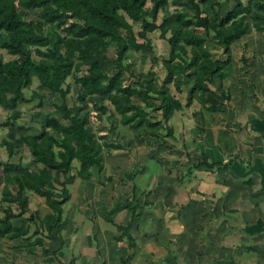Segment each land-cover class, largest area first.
Returning a JSON list of instances; mask_svg holds the SVG:
<instances>
[{"label": "trees", "instance_id": "1", "mask_svg": "<svg viewBox=\"0 0 264 264\" xmlns=\"http://www.w3.org/2000/svg\"><path fill=\"white\" fill-rule=\"evenodd\" d=\"M230 1L223 13L221 0H0V110L6 111L0 129L7 132L0 139V149L8 157L0 164V239L22 238L33 225L34 234L43 237L32 244L42 246L43 239L60 228L63 207L70 199L69 186L75 179L90 181L93 168L101 173L103 151L119 149L89 127L92 111L97 120H109L105 102L121 126L143 128L141 138L159 145L162 138L172 137L170 119L188 108L195 94L205 101L211 83L224 76L231 45L251 30L264 32V0ZM206 5L209 13L204 10ZM28 11H36L37 18L28 19ZM137 23L141 30L135 33ZM154 31L168 46V57L161 61L164 78L159 81L146 73V77L139 74L125 83L123 74L130 67L125 55L149 51L147 34ZM212 45L221 51V57ZM110 48L112 59L106 54ZM81 72L84 75L78 76ZM68 78L80 88L73 107L86 108L75 119L70 118L73 108L64 102L70 91ZM34 83L37 89L31 88ZM170 87L177 95L186 94L184 103ZM39 90L63 100L54 106L56 116L40 121L38 135L11 137L20 124L21 105L33 100L42 105ZM20 149L29 152L33 167L21 159L17 165L10 163ZM201 165L212 167L203 158L194 168ZM32 195L44 199L49 213L38 217L31 210ZM14 219H20L19 226H13ZM131 224H113L120 233L119 241L127 240L128 251L135 247L128 234Z\"/></svg>", "mask_w": 264, "mask_h": 264}, {"label": "crops", "instance_id": "2", "mask_svg": "<svg viewBox=\"0 0 264 264\" xmlns=\"http://www.w3.org/2000/svg\"><path fill=\"white\" fill-rule=\"evenodd\" d=\"M241 58L245 71L239 70ZM235 76L239 79L232 86ZM209 88L204 102L195 94L188 108L174 113L172 137L162 138V144L148 138L128 141L152 158L143 168L137 165L139 177L126 173L121 190L106 187L105 180L94 183L96 168L90 181L75 179L60 228L42 246L32 244L43 237L34 234L33 225L22 238L0 239V264H264V32L251 30L231 45L222 80ZM19 123L11 137L39 134L18 132L31 127L30 121ZM19 151L10 163L17 165L26 151L29 162L21 161L33 167L29 152ZM203 158L212 167L194 168ZM7 160L0 149V164ZM120 163L127 171L132 166L129 159ZM118 181L111 178L109 184ZM76 192L81 206L70 209ZM109 215L114 225L132 221L133 249L128 251L125 238L119 241ZM12 223L19 226L20 219Z\"/></svg>", "mask_w": 264, "mask_h": 264}, {"label": "rangeland", "instance_id": "3", "mask_svg": "<svg viewBox=\"0 0 264 264\" xmlns=\"http://www.w3.org/2000/svg\"><path fill=\"white\" fill-rule=\"evenodd\" d=\"M242 1H245V0H242ZM230 3H231L230 0H221V10L223 13H225L230 8V6H231ZM147 5L148 6L150 5L149 2H147ZM167 9L169 12L173 11L172 7H167ZM204 10L207 13H209L210 6H208V5L204 6ZM185 12H187L189 14L192 13V11H190V9H186ZM27 15H28V19H36L37 18V12L36 11H28ZM156 23H157V21H156ZM133 29H134L135 33H138L141 30L140 23L133 25ZM147 36L151 40L149 51H142V52H138V53L130 52L129 54L125 55L126 61L130 64L128 73L123 74V80L125 81V83H128L129 81H131L132 76H136L139 74L146 77V73H151L159 81H162V79L165 76V70H164V68H162L161 61L168 57L167 56L168 55V46L164 40L159 39L158 32L154 31L152 33H148ZM138 41L142 42L141 39H139ZM211 49L213 51H215L217 56H220V57L222 56L221 51L219 49L217 51V49L214 48L213 45L211 46ZM236 51L240 52L238 49L234 50V53H236L235 57H237ZM106 54L108 56V59L114 58V51L112 48L108 49L106 51ZM1 55H3L5 58H8V56L4 53H2ZM237 62L239 63V70H241V71L244 70V63H242V62L240 63L239 59ZM108 65H110L109 62H108ZM81 75H84V72L78 73V76H81ZM238 75H239V77H242V79L245 76L243 74V72H238ZM239 77L235 76L234 79L231 80L232 86L234 85L235 80H238ZM245 77H246V79H248L247 75ZM66 86H69L70 91L67 94V96L65 97L64 102L68 107L73 108L71 115H70V118L75 119L77 116L84 113L86 111V108H82L81 106H74L73 107V104H75L74 102L76 101V98H77V95L80 91V88L78 85L73 83L72 78H68L66 80ZM31 88L37 89V85L34 83ZM170 89L176 98H178L180 100H185L186 94H185V96L181 95V97H180L179 95H177L174 92L172 87H170ZM29 93L30 92L26 91L27 95H29ZM40 94H41V99H42V105L40 107L37 106L36 100H33L27 104L21 105L20 110L22 111L23 116L20 118V121L23 123L30 121L29 124L31 127L27 128L26 126L23 125L24 128L26 127L29 130L27 131L26 128H25L26 130L24 128H20V129L16 128L18 132H20V133H28L29 132L32 134H36L37 132H39V123L43 118H45L46 116H56V114L54 112V106L60 105L63 102V100L59 96H55V97L49 96L46 93V91H44V90H41ZM226 101H228L227 98H226ZM104 105H106L107 109H109L108 113L106 115V116H108L109 120L104 119V118L102 119V121L97 120L95 112L92 111L89 118H88L89 127H90L91 131L97 137H99V136L104 137V141L106 143L112 144L114 146H118L119 149L115 150V149L108 148V149H105L103 151V157L108 158V160H106V161H108L107 162L108 165L104 166V171H102L101 173L98 172L97 174H95L94 183L97 184L98 180L99 181L105 180L106 184H104V185L106 187H109L110 185H112V190H114V188L116 189V187H118V189L121 190L122 187L127 186V184L124 181H122L124 179L123 176L130 174V176L132 177V175L134 173H136L137 177H139V175H138V173L140 172L139 169H141V167L143 168L145 159L146 158L152 159V158L150 155H148V153H146V151L140 150L138 146L132 147L130 142H128L129 140H131V141L142 140L141 139V132H142L143 128L142 129L140 128L137 130H132V129H129L127 126H121L118 123V117L113 114L111 107L108 105V103L105 102ZM111 112H112V114H110ZM155 117H156V115H155ZM4 120H5V111L0 110V124H2L4 122ZM216 123H217V121H215V124ZM6 133H7L6 131L0 129V139L3 136H5ZM114 143H117V144H114ZM146 149L148 151H150L152 149V146H146ZM111 150H113V151H111ZM25 152L26 151H24V153H22L20 158L24 163H28L29 159H28V156ZM107 153L110 155L109 157H107V155H106ZM126 159H129L130 163L132 164L131 168L128 171H127L126 166L124 168H122L121 163H120L121 160L125 161ZM14 160L17 161V158L15 157ZM167 162H169V160H167ZM138 164H141L140 168H138V166H137ZM122 169L124 171H122ZM177 172H178V174H180L179 171H177ZM108 178L110 180H108ZM111 178H119L121 181H118L116 184H115V182H112L111 184H109V182H111ZM146 180L149 182L151 180H154V178L148 177ZM144 181H145V179H144ZM154 181H153V183H154ZM132 185H133V187L135 186L134 183ZM132 185L130 183L129 187L131 188ZM153 188L154 189L156 188L155 183L152 185L151 189H153ZM131 191H132V193L134 192L133 190H130L129 192H131ZM78 196L79 195L77 193L76 198H74V200L70 203V206L68 208L73 209L74 207L81 206L80 205L81 203H80V200L78 199ZM33 198L34 199H32V201L30 203L31 210L37 212L38 217H41V216H43V214L45 212L49 211V209L46 207V205L44 203V199L38 198L36 195L33 196Z\"/></svg>", "mask_w": 264, "mask_h": 264}]
</instances>
